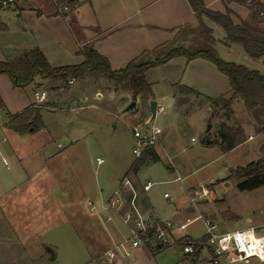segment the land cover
Returning a JSON list of instances; mask_svg holds the SVG:
<instances>
[{
	"label": "rangeland",
	"instance_id": "rangeland-1",
	"mask_svg": "<svg viewBox=\"0 0 264 264\" xmlns=\"http://www.w3.org/2000/svg\"><path fill=\"white\" fill-rule=\"evenodd\" d=\"M93 2L95 5L97 0ZM90 9V2L86 0L81 11L83 21L91 19ZM54 23L53 31L56 29L60 37L48 36L51 27L47 28L46 23L39 25L43 33L23 31L19 21L8 23L6 29L0 27V61L9 60L15 47L37 41L54 49L57 46L58 55H50L53 65L73 63L72 56L61 58L59 51L64 53L71 48L69 28L75 25L72 22L68 25L61 18ZM201 35L206 44L202 45L201 38L195 37L184 43L188 50L192 52L207 46L216 57L259 70L264 75L261 60L252 59L237 43L227 46L219 41L225 35L221 26H216L213 32L217 40L215 47L202 32ZM180 42L177 44H182ZM204 60L217 68L211 61ZM201 68L198 64L186 65L185 60L158 65L149 74V80L154 83L155 99L164 108L149 124L162 128L164 136L155 146L161 160L146 162L139 175L142 188L148 181L153 183L148 192L150 211L145 213L170 218L175 223L201 214L214 218L223 232L260 225L264 222V186L243 191L233 175L237 167L257 160L263 152L264 133L259 132V125L245 103L235 99L229 119L224 111L213 116L205 98L192 93L184 94L181 110L175 108L173 83L188 85L213 97L222 93L225 97L231 96L227 91L228 79L223 73L212 77ZM58 85L46 87L49 105L41 111V129L26 134L2 132L12 152L23 158L28 178L18 186L12 185V180L6 182L10 190L0 195V201L6 203L10 214L7 238L11 244L10 248L0 247V264H89L112 247L108 235L115 224L121 233L129 235L119 218L105 223L99 212L90 211L87 201L91 199L100 207L101 201L120 186L119 178L136 159L132 152L135 145L132 129L150 120V106L137 97L136 108L125 112L133 96L116 90L113 82L91 76L82 77L68 87ZM36 89L40 87L36 88L35 83L15 87L9 76L1 74L0 95L7 107L0 110V123L7 121L8 113H20L35 103ZM223 121L242 125L248 137L228 152L204 142L208 137L218 139ZM98 157L104 159V163L99 164ZM1 166L0 171L8 168ZM177 176L182 181H176ZM191 187H208L212 194L202 198L196 206L190 205L187 191ZM165 193L170 198H165ZM205 231L203 220L198 219L177 235L198 239L204 237ZM140 249L144 251L142 257L120 259L115 264H205L204 258L208 255L206 249L198 255H186L177 242L162 250ZM100 264L108 262L103 260ZM220 264L227 263L221 261ZM234 264H264V261L253 259L250 263Z\"/></svg>",
	"mask_w": 264,
	"mask_h": 264
},
{
	"label": "crops",
	"instance_id": "crops-1",
	"mask_svg": "<svg viewBox=\"0 0 264 264\" xmlns=\"http://www.w3.org/2000/svg\"><path fill=\"white\" fill-rule=\"evenodd\" d=\"M88 1L90 2L91 6V19L88 21H83L81 17L82 6H84L86 0H80L76 8L65 15H61L58 12L53 0H15L14 3L8 6H2L0 8V27L5 29L8 28V23L19 21L23 28L22 30L25 32L30 30L31 33H43L40 27L43 23H46L47 28L51 27L50 30H48L47 35L52 37H60L58 32L55 33L56 29L53 31V24H55L54 22L58 18L63 19L68 25L70 22L75 25V28H69L72 39V49H67V51L64 53L61 52V50L59 51V53H61V58L68 59V56H72L70 57V60L73 59V63L53 65V60L51 59L50 55H58L57 46H55L54 49V47L47 46L46 44H42L37 41H30L27 44L15 47L14 50L9 54V60L25 52L26 50L38 46L46 55L49 63L54 67L80 64L84 60V56L79 51L80 48L86 44L92 43L98 52L108 58L112 68L116 70L124 68L130 61H135L136 64L155 62L156 65L147 72V79L151 83L153 91V96L150 98V100L156 99L154 93V83L149 80V74L158 65H169L171 62L178 63L184 62L186 60V65L198 64L202 67L201 70L203 72L211 75L212 77L220 75V71L214 65H210L209 62L201 58L188 61L185 56H177L171 60L164 61V58L174 49L181 48L191 52L187 49V44H184L187 42V40H193L195 37H199L201 38V43L203 42L202 45H205L206 42L202 40L201 32L211 46L215 47L217 45V40L213 36V32L215 31L216 26L220 25L215 23L207 16H202L203 23L212 30L213 39L209 40L206 34L202 31L197 14L191 7L188 0H97L95 5L93 0ZM203 1L206 7L209 9L223 13H226L228 10H230L231 16L235 23H241L243 21L250 22L258 29L264 30V12L261 14V17L254 19L251 8L243 3L229 0ZM226 37L227 33L225 31L224 38L219 39V41H223V43H225L227 46H231V44L226 43ZM179 41H181L180 43L182 44H177ZM202 47L203 48H199L195 51H192L191 53L199 50H209L207 49V46ZM73 54H76L77 56H73ZM180 57L183 58L180 59ZM257 60H261L262 65L264 66L262 59ZM100 79L106 80L104 78ZM76 81L77 80H75V82ZM36 82L43 83V85L40 86V89H47L46 87L48 84L50 87L52 86L51 82L40 77H37ZM58 84L60 83L58 82L54 86H57ZM179 85L185 84L173 83V100L175 108L178 111L181 110V105L182 102H184L185 94L177 90ZM227 88V91L230 92L229 81ZM195 91L197 93L194 92L192 94L203 98L213 97L200 91ZM125 92L132 95L130 91ZM221 95L224 94L222 93ZM137 97L141 98L140 95ZM156 101L159 105V101ZM5 131H11L18 134L5 125L0 128V167H2L1 164L8 167H4L5 171H0V195L5 194L10 190V187H8L9 184L6 182H10V180H12V185L18 186L25 182L28 178V173L23 168V158H20L18 154L12 152V149L8 146L7 136L2 133ZM3 137H6V141L3 140ZM155 150L159 154V151L156 148ZM10 156L13 158L12 162L10 160ZM14 157H16V159ZM133 162L134 160L130 163L129 168L126 170L124 176H130L135 186L137 184L136 181L138 182L140 188L138 203L140 208L146 212L150 209L151 200L148 194L149 191H143L142 184L139 179L140 171L143 166L137 173H128V170L130 169V166ZM123 177L121 176L119 179L121 180ZM5 204L0 201V247L5 246L4 248L6 249V247L10 248L11 244L9 243L10 238H7L10 233V214L7 211ZM14 233L15 236L19 235V232L16 230ZM108 236L113 246L115 243L123 239L124 234L121 233L118 225L115 224V226L111 228ZM14 239L18 240L17 237ZM4 243H7V246L4 245ZM140 248L141 247L136 249V256L133 258L143 256L142 254L144 251ZM52 259H55V255ZM115 262L112 264H115Z\"/></svg>",
	"mask_w": 264,
	"mask_h": 264
},
{
	"label": "trees",
	"instance_id": "trees-1",
	"mask_svg": "<svg viewBox=\"0 0 264 264\" xmlns=\"http://www.w3.org/2000/svg\"><path fill=\"white\" fill-rule=\"evenodd\" d=\"M188 1L197 14L202 31L209 40L213 39L212 30L203 23V15L225 29L227 44H239L252 59H262L264 63V30L258 29L250 22L235 23L230 10L223 13L207 8L203 0ZM229 1L246 4L245 0ZM2 6V0H0V8ZM249 8L252 10L254 19L261 17L264 12V1H254L249 5ZM79 51L84 56V60L80 64L54 67L49 63L41 48L35 46L10 60L0 61V75L9 76L15 87H25L35 83L37 88L43 85V83L36 82L37 77L47 79L51 82L52 88L57 87L54 85L58 82L63 87H68L70 80H78L86 76L104 78L113 82L116 90L130 91L134 100L140 95L143 102L146 101L149 104L153 91L151 83L147 79V72L156 65L155 62L136 64L135 61H130L124 68L116 70L112 68L108 58L98 52L92 43L84 45ZM177 56H185L188 61L196 58L209 60L228 78L230 97L224 95L216 98L205 97L206 106L212 110L213 116L220 115L221 111H224V115L229 119L233 115L234 100L241 99L259 125V132L264 133V75L259 70H251L243 65L222 60L209 50L191 53L181 48L174 49L164 58V61ZM177 90L182 93L196 92L195 89L186 85H179ZM34 104L20 113H8L9 117L5 126L18 134L41 129L43 127L41 111L47 109L49 104L46 102L43 107H36ZM5 108L6 104L0 95V110ZM247 139L242 125L237 123L230 125L223 121L219 126L218 139L215 141L208 137L204 142L210 146L218 145L221 150L228 152L243 144ZM262 150V155L257 160L246 166L237 167L233 171V175L239 180L238 187L243 191L264 186V145ZM160 160L161 158L154 147L146 149L141 157L134 160L128 173H137L148 161L156 163Z\"/></svg>",
	"mask_w": 264,
	"mask_h": 264
},
{
	"label": "built area",
	"instance_id": "built-area-1",
	"mask_svg": "<svg viewBox=\"0 0 264 264\" xmlns=\"http://www.w3.org/2000/svg\"><path fill=\"white\" fill-rule=\"evenodd\" d=\"M254 1L257 0H245L248 5ZM14 2L15 0H2L3 6ZM53 2L58 12L65 15L74 10L80 0H53ZM74 82V79L69 81L70 84ZM34 96L36 107H43L48 100L46 89H36ZM163 110V106L157 104V113ZM151 122L149 120L144 126H135L132 129L135 139L132 152L136 158L141 157L146 149L155 148L163 136V129L156 125L150 126ZM5 123H0V128ZM3 140L6 141V137H3ZM97 162L104 163V159L98 157ZM175 180L182 181V178L177 176ZM152 187L153 183L148 181L144 184L143 191L148 192ZM187 193L188 204L196 206L202 198L211 195L212 191L208 187H191ZM164 197L170 198L168 193H165ZM138 199L136 186L131 177L125 175L120 181V186L101 201L100 207L91 199L87 201L90 211L99 212L105 223L115 222L116 218H119L129 231L128 236L124 235L123 239L115 243L102 257L90 260L89 264H100L103 260L112 264L120 259L133 258L139 247L162 250L175 242L182 246L186 255H198L206 249L208 255L204 258L205 264H220L221 261L227 264L250 263L253 259L264 261V222L257 226L250 225L240 230L223 232L219 230V223L214 218L201 214L183 223H175L170 218L146 214L140 208ZM198 219L203 220L206 228L204 237L196 239L191 236L177 235L184 233L187 227ZM238 236L241 239H238Z\"/></svg>",
	"mask_w": 264,
	"mask_h": 264
},
{
	"label": "water",
	"instance_id": "water-1",
	"mask_svg": "<svg viewBox=\"0 0 264 264\" xmlns=\"http://www.w3.org/2000/svg\"><path fill=\"white\" fill-rule=\"evenodd\" d=\"M149 105H150V109H151V113H152L150 120L152 121L156 117V114H157V101L152 99L149 101ZM136 106H137V101L133 100L127 105V107L124 109V111L128 112V111L136 108ZM210 128H211V123L208 125V130H210ZM52 258H54V255H52Z\"/></svg>",
	"mask_w": 264,
	"mask_h": 264
},
{
	"label": "clouds",
	"instance_id": "clouds-1",
	"mask_svg": "<svg viewBox=\"0 0 264 264\" xmlns=\"http://www.w3.org/2000/svg\"><path fill=\"white\" fill-rule=\"evenodd\" d=\"M238 239H241L239 236L237 237ZM257 245H259V241H257Z\"/></svg>",
	"mask_w": 264,
	"mask_h": 264
}]
</instances>
